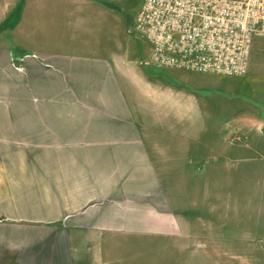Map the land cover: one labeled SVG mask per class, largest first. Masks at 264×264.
<instances>
[{
	"label": "crops",
	"instance_id": "crops-1",
	"mask_svg": "<svg viewBox=\"0 0 264 264\" xmlns=\"http://www.w3.org/2000/svg\"><path fill=\"white\" fill-rule=\"evenodd\" d=\"M24 1L11 0L0 20L20 6L0 31V264H140L133 254L153 244L139 236L188 234L164 173L192 136L155 134L171 91L147 73V59L118 53L115 22L127 23V5L51 0V46L40 54L26 50L38 40L24 25ZM259 74L264 44L254 45L238 81ZM228 124L231 135L197 140L196 163L207 173L197 184L201 243L177 247L194 252V264H264V117Z\"/></svg>",
	"mask_w": 264,
	"mask_h": 264
},
{
	"label": "rangeland",
	"instance_id": "rangeland-1",
	"mask_svg": "<svg viewBox=\"0 0 264 264\" xmlns=\"http://www.w3.org/2000/svg\"><path fill=\"white\" fill-rule=\"evenodd\" d=\"M120 1L121 7L126 8L127 5L126 9L129 13L126 15L129 19H126L127 23L123 26H120V22H115V26L118 25V27L114 44L118 48V53L123 56L138 62L144 61L148 59L149 43L139 34L131 31L132 19L137 13V11L133 12L134 7L142 3V0ZM10 3L11 0H0V20ZM24 3L27 5L23 16L24 25L28 33L38 40V42L27 43L26 50L44 54L43 47L51 46L46 44L44 38L52 39V19L49 11L53 2L51 0H26ZM35 18L37 24H32ZM262 44H264V37H256L255 47L259 48ZM144 68L156 83H164L171 91L166 95L169 102V115L164 124L161 125L160 120L156 122L155 134L192 136L187 142L188 152L177 156L176 163L170 167L173 171L164 173L169 191L173 198L177 199V207L182 209L180 213L188 219L189 227L188 234L185 236H169L163 232H156L154 235L150 234L149 238L146 236L145 241H143L144 235L139 236L140 243L148 244V239L150 245L153 244V249L150 252H143V250L136 252L132 259L140 264H194V258H192L194 252L191 254L182 252L177 245L201 243V239L195 235L197 184L206 180L207 173L201 171L200 165L196 163V145L201 142L197 140L210 137L217 140L222 136L231 135L232 125L228 122L232 119L264 117V74H259L256 82L249 84L238 81L244 78L242 76H219L152 64L144 65ZM223 78L228 79L227 82L230 80L229 86L225 85ZM185 119L188 124L183 122ZM229 139L232 137L230 136ZM209 142L213 141L209 140ZM214 143H216L215 140ZM218 177L220 180H227V173L220 172ZM171 183H174V187ZM200 196H202L201 193ZM228 240L232 244L247 243L244 238H232L231 240L209 238V243L227 244ZM128 243L131 242L124 241L125 245Z\"/></svg>",
	"mask_w": 264,
	"mask_h": 264
},
{
	"label": "built area",
	"instance_id": "built-area-1",
	"mask_svg": "<svg viewBox=\"0 0 264 264\" xmlns=\"http://www.w3.org/2000/svg\"><path fill=\"white\" fill-rule=\"evenodd\" d=\"M131 31L149 43L148 64L244 76L264 37V0H142Z\"/></svg>",
	"mask_w": 264,
	"mask_h": 264
},
{
	"label": "trees",
	"instance_id": "trees-1",
	"mask_svg": "<svg viewBox=\"0 0 264 264\" xmlns=\"http://www.w3.org/2000/svg\"><path fill=\"white\" fill-rule=\"evenodd\" d=\"M109 4L112 5V6H114V7H116L115 4H112V3H109ZM19 9H20V6L18 7L17 13H18ZM17 13L15 14V16L9 18L2 26H0V31L3 28L12 25L16 21V18H17L16 16L18 15Z\"/></svg>",
	"mask_w": 264,
	"mask_h": 264
},
{
	"label": "water",
	"instance_id": "water-1",
	"mask_svg": "<svg viewBox=\"0 0 264 264\" xmlns=\"http://www.w3.org/2000/svg\"><path fill=\"white\" fill-rule=\"evenodd\" d=\"M262 131L264 132V127L262 128Z\"/></svg>",
	"mask_w": 264,
	"mask_h": 264
}]
</instances>
